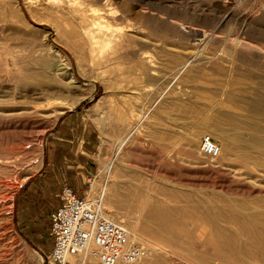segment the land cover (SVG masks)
I'll use <instances>...</instances> for the list:
<instances>
[{
	"label": "rangeland",
	"instance_id": "374dc122",
	"mask_svg": "<svg viewBox=\"0 0 264 264\" xmlns=\"http://www.w3.org/2000/svg\"><path fill=\"white\" fill-rule=\"evenodd\" d=\"M109 1L118 24L107 67L59 42L52 24L34 20V3L14 0L25 24L3 20L0 5V264H48L49 252L19 230L13 203L72 111L96 127L92 185L83 193L101 197L106 215L147 245L139 264H220L206 242L207 198L231 230L230 206L245 199L264 207V168L225 148L243 136L264 143V109L241 107L264 97V0ZM63 59L76 81L56 70ZM113 66L122 70L118 81ZM223 113L240 117L241 133L222 124ZM205 135L220 144L218 158L201 153ZM150 208L162 216L150 218Z\"/></svg>",
	"mask_w": 264,
	"mask_h": 264
},
{
	"label": "bare ground",
	"instance_id": "6f19581e",
	"mask_svg": "<svg viewBox=\"0 0 264 264\" xmlns=\"http://www.w3.org/2000/svg\"><path fill=\"white\" fill-rule=\"evenodd\" d=\"M26 1L34 3L35 5H33L36 6L40 11L39 15H33L34 20H38V23H43V21H45L46 23L53 25L59 42L73 47L82 54L84 59H88L97 66L107 67L110 65L112 52L114 49L112 44L114 30L116 29L114 27L118 23L113 22L115 14L112 8V3L109 0ZM0 5H2L4 9L1 14L3 20L12 21V19H16V21L19 20L20 23L25 24L14 4V0H0ZM180 37L183 36L180 35ZM50 47L52 49L54 48V51L58 54L60 53L59 51H61L54 45ZM60 56L62 57V55ZM113 69H115L116 72L118 71V73L115 75V81H118V79L122 76V70L119 67L114 66ZM56 70L58 72L70 73L72 78L76 81L73 70L70 66V61L68 59H63L62 63L56 66ZM260 83L264 85V81H261ZM262 101L264 102V97ZM262 101L247 102L244 100V104L241 107L245 109L247 108L251 112L258 113L264 109V103H262ZM219 120H221L222 124L224 123L223 125H230V127L233 129H238V131L245 124L240 119V117L238 118L230 113L221 114ZM248 139L249 138H244V136L243 138H236L235 141H232L235 142V147L229 146L228 143H231V140H229V142H227L228 146L225 148L227 151H229L232 157L239 159L243 163L252 162L255 166L264 168V143L262 144L260 142V144H257L256 142L250 141ZM243 197H246V195ZM251 197L254 198L252 195ZM259 197L261 200V196ZM240 198L238 199L240 200ZM252 199H250V202ZM215 200L216 199L207 198V202L211 204L209 207L211 210H207L205 213V220L212 231L211 237L208 238L206 242L207 245L213 246L215 248V255H213L214 258L220 260V264H233V261H231L229 257L244 256L245 258H249L250 261L248 262H251V264H263L260 259L262 258L264 261V207H260L259 205L255 206L254 203L249 204V201H245V199H242L243 202L237 200L238 206H235L236 210L233 209L234 206H230V210H227L225 213V215L233 217L236 223V228L231 230L229 227H224L221 225V215L223 216L224 213L214 208L213 203ZM262 200L264 201V197ZM244 201L248 204H244ZM216 211H218V213H216ZM148 213L152 219H155L158 214H160L159 216H162L161 212L157 213L156 209L152 208L149 209ZM110 215L107 217L110 218ZM230 217L225 218V220L229 219ZM110 219L116 221V218ZM116 222L122 223L126 227L129 226L126 225V223H124L122 220L118 221L117 219ZM160 224L163 223L161 222ZM161 227L165 228L163 225H161ZM130 230L132 236L138 238L137 235L132 232V229ZM167 240L169 241V239ZM255 254L259 259H254ZM207 264H211V262H207ZM242 264H247V262L245 263L244 261Z\"/></svg>",
	"mask_w": 264,
	"mask_h": 264
},
{
	"label": "crops",
	"instance_id": "0c3cea01",
	"mask_svg": "<svg viewBox=\"0 0 264 264\" xmlns=\"http://www.w3.org/2000/svg\"><path fill=\"white\" fill-rule=\"evenodd\" d=\"M93 122L86 121L80 111L65 113L54 127L39 171L29 175L17 190L13 216L25 237L50 253L54 240L51 233L52 214L61 205L59 193L68 185L78 194H84L85 183L92 175L95 148ZM42 226H40V224ZM45 238V242H40ZM72 264H99L93 260L84 263L80 256L71 258Z\"/></svg>",
	"mask_w": 264,
	"mask_h": 264
},
{
	"label": "built area",
	"instance_id": "2783aa9c",
	"mask_svg": "<svg viewBox=\"0 0 264 264\" xmlns=\"http://www.w3.org/2000/svg\"><path fill=\"white\" fill-rule=\"evenodd\" d=\"M201 153L218 158L221 146L205 135ZM59 198L61 205L52 214L54 245L48 264H72L74 256H80L83 263L94 260L99 264H139L146 259L147 245L134 239L125 225L107 217L101 197L96 198L91 190L80 195L65 185Z\"/></svg>",
	"mask_w": 264,
	"mask_h": 264
}]
</instances>
